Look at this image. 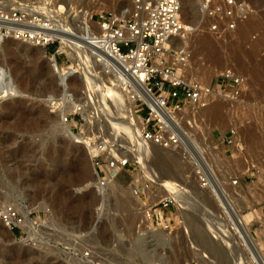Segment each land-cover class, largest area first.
Masks as SVG:
<instances>
[{
  "label": "rangeland",
  "instance_id": "374dc122",
  "mask_svg": "<svg viewBox=\"0 0 264 264\" xmlns=\"http://www.w3.org/2000/svg\"><path fill=\"white\" fill-rule=\"evenodd\" d=\"M190 1L184 6V20L186 19L188 26H197L199 30L188 32L186 35L189 43L185 44H189L192 53L184 71L185 78L204 84H215L217 78L227 69L247 78L246 86L234 99H216V102H221L219 121L215 120L207 108V111L201 112L202 117L198 119L195 127V132L199 134L197 141H201L199 144L202 147L207 146L213 152L215 159L211 161L220 173L236 175L239 178L236 188L229 191H236L235 204L240 206L239 209L243 208V213L249 216L250 231L257 242L262 243L264 73L259 74L261 71L257 68L264 62V0H246L255 10L253 15L249 16L251 18L248 19L250 24L246 27H249L247 32H241L243 23H240L235 32L225 38L208 33L204 21L200 19L197 5L194 0ZM104 2L105 5L101 8L112 10L117 3H126L125 0ZM203 35L221 51L220 61L211 60L206 50H202L204 53L200 51L198 57L195 46ZM4 41L14 45L13 59L6 62L9 73L16 77L17 89L22 82L32 93L13 92L11 97L0 99V105L9 103L7 107L0 108V264H202V259L207 256L210 258V264H223L221 259L214 257L213 251V254L207 251L206 245L197 240L190 227L187 232L184 228L177 233L168 232L169 236L165 237V240H162L158 232L150 234L152 231L148 233L144 230L141 224L142 211L139 210V203L134 200L136 195L131 190L136 173L130 169L121 171L107 185L97 188L88 148L76 144L74 138L56 133V112H51L50 104L54 100L48 99L50 95L59 97L65 87L67 93L77 99L74 102L85 104L86 113L90 114L92 120L88 121L82 116L84 122L78 132H81L86 141L90 139L98 144L108 134V128L125 125V122L120 124L122 118L126 120L125 115L121 116L122 111L125 114V105L123 103V106H118L120 100L124 102L122 93L115 94L117 92L114 91V98L84 100L83 75L62 82L60 86L51 75L34 63L31 52L36 51V47L11 38ZM181 42H184L183 39ZM253 47L256 51L252 50ZM110 92L113 90L110 89ZM46 93L49 94L47 97ZM67 98L70 99L68 94ZM30 113L40 118L36 124L27 125L26 116ZM62 119L63 117L61 122ZM67 126L71 128V124ZM133 127L131 131L126 127L125 130L122 129L127 143L133 150H129L131 158H137L139 162L146 161V166L149 167L146 169L154 174H167L174 177L179 184L189 183V187H195V167L184 162L176 163L179 162L176 152L166 154L171 156V161L165 153V159H145L142 149L149 146V143H144L138 138L140 127ZM235 127L240 133V145H244L242 153H238L236 145L223 143V137L229 136L231 128ZM108 137L111 136L106 138ZM118 139L113 137L112 142L116 143ZM216 146L218 149L213 151L212 148ZM172 158H175L174 161ZM179 160L182 161V158ZM252 164L255 168L246 169L248 166L251 168ZM176 165L180 167L177 168ZM83 169L86 172L84 176L81 175L82 178L76 173ZM87 183L90 184L85 187ZM183 197L189 205V218L196 215L198 218H195L199 219L201 216V226L210 233L212 242L221 251L218 250L221 255L226 249V261L229 264H252L248 253L235 239L234 234H229L225 228L226 224L230 225L233 216L231 212H220L219 200L222 198L215 188L200 189L195 193L189 188ZM16 205L29 208L31 220H40L36 226L37 235L28 237L22 227L17 234L6 225L3 220V209L6 206L16 210L23 221V214Z\"/></svg>",
  "mask_w": 264,
  "mask_h": 264
},
{
  "label": "built area",
  "instance_id": "2783aa9c",
  "mask_svg": "<svg viewBox=\"0 0 264 264\" xmlns=\"http://www.w3.org/2000/svg\"><path fill=\"white\" fill-rule=\"evenodd\" d=\"M125 1L117 3L114 10L79 6L68 13L66 4L61 5L56 0H0V35L45 49L64 82L83 75L84 100L93 101L103 85H113L110 77L119 79L121 91L134 101L141 140L177 150L188 145L182 156L189 157L186 164L195 167L194 177L199 187L215 188L226 200L230 193H236L230 189L236 188L239 178L220 173L211 161L215 156L209 147H202L205 158L200 154L197 146L201 141H197L199 134L195 127L202 117L201 112L212 101H227L238 96L247 84L246 76L227 69L215 84L185 78L182 68L192 51L188 45L180 44L181 37L199 28L185 24L181 0ZM194 2L208 33L219 38L232 35L238 25L255 12L246 0ZM60 34L68 39H62ZM141 88L147 99L136 91ZM68 96L73 98L71 93ZM122 104L120 100L118 106ZM56 105L51 101V111ZM81 109L82 105L78 104L74 111L63 116V122L71 124L73 131H78L84 122ZM239 140L236 127L231 128L229 136L223 137V143L243 146L241 152L244 145L239 146ZM88 143L95 148L91 161L97 188L114 180L119 172L130 169L136 173L131 190L139 199V210L150 229L169 232L179 229L181 218L176 191L179 187L182 191L183 185L154 176L127 153L107 149L111 147L108 138L98 144L89 139ZM217 149V146L212 148ZM253 168L252 164L246 169ZM230 212L235 217L233 209ZM3 220L13 230L22 227V218L12 207H8ZM222 233L224 235V230ZM261 235L264 237V230ZM260 251L264 257V239ZM261 263L264 264V260Z\"/></svg>",
  "mask_w": 264,
  "mask_h": 264
},
{
  "label": "bare ground",
  "instance_id": "6f19581e",
  "mask_svg": "<svg viewBox=\"0 0 264 264\" xmlns=\"http://www.w3.org/2000/svg\"><path fill=\"white\" fill-rule=\"evenodd\" d=\"M58 3H61V5H63V4H66V8H67V12L68 13H70L72 10H74L76 7H79V6H84V7H86V8H89V9H91L92 7H94V6H99V8L100 7H102V5H105V2H104V0H56ZM108 1V0H107ZM112 1V0H111ZM115 1V0H114ZM189 1L190 0H187V2L185 1V0H181V2H182V9H183V11H184V6L186 5V3H189ZM193 1V0H192ZM191 2V1H190ZM196 4V3H195ZM107 5V4H106ZM186 7V6H185ZM255 16V15H254ZM183 17H184V15H183ZM186 18V17H185ZM249 18H251V17H248V18H246L245 20H243L241 23H243V28H242V30H241V32H247V30L246 29H248V28H246L247 27V25H249L250 24V22H249ZM259 18V17H258ZM253 20H255V19H253ZM185 21V24H186V19L184 20ZM251 21V20H250ZM247 22H249L248 24H247ZM253 22V21H252ZM252 24V23H251ZM187 26H188V24H186ZM241 25V24H240ZM256 25H258V22L256 23ZM255 25V26H256ZM252 26V25H251ZM240 28V29H241ZM239 29V30H240ZM189 33H184V35H182V37H181V39H183V41L184 42H180V44L181 45H186L185 43L186 42H188L189 40H186V35H188ZM246 35V34H245ZM62 39H65V40H67L68 38H66L64 35H59ZM183 36H185V37H183ZM2 36L0 35V38H1ZM189 43V42H188ZM189 45V44H188ZM219 46H221V45H219ZM262 46V45H261ZM260 48V47H259ZM195 49L197 50V53H198V57H199V52L200 51H202V50H206V51H208V56L211 58V60H219L220 61V58L222 57L221 55V51H218L217 50V48H215L214 47V45L210 42V39L206 36L205 37V35H203V37L201 36L200 37V39H199V42L197 43V45L195 46ZM258 49V48H257ZM252 50H255L256 51V48H254L253 47V49ZM228 51V50H227ZM259 51V50H258ZM203 52V51H202ZM205 52V51H204ZM203 52V53H204ZM248 52V51H247ZM252 52V51H251ZM229 53V52H228ZM202 54V53H201ZM206 54V55H207ZM231 54V53H230ZM196 55V54H195ZM197 57V56H196ZM228 58V57H227ZM231 58V57H230ZM198 59V58H197ZM210 60V59H209ZM210 60V61H211ZM222 60H223V58H222ZM239 60V59H238ZM255 60V59H254ZM231 61V60H230ZM262 62H263V60H262ZM253 64V63H252ZM187 65V64H186ZM184 66L182 69H183V73H185L184 71H185V68L187 67V66ZM257 67H259V66H257ZM257 69H259L260 71H261V73H259V74H262V73H264V62L262 63V64H260V67L259 68H257ZM253 70H254V68H253ZM256 70V69H255ZM254 70V71H255ZM254 71H252V72H254ZM210 72V71H209ZM208 73V72H207ZM258 73V72H257ZM11 74V73H10ZM186 74V73H185ZM184 74V75H185ZM205 75H206V72H205ZM252 75V74H251ZM253 75H255V72H254V74ZM263 75V74H262ZM261 75V76H262ZM210 76H211V74H210ZM256 76V75H255ZM254 76V77H255ZM257 76H259L258 74H257ZM6 77H7V75H6V71H5V69L4 68H1L0 69V81L2 82V81H4V83H3V85H2V87H3V89L1 90V92H0V96L1 97H8L9 96V93H10V91H13V89H14V86H13V83L10 81V79L9 80H7L6 79ZM264 77V76H263ZM14 78H16V77H14ZM109 78V77H108ZM22 79V78H21ZM17 80V79H16ZM110 80H111V82L113 83V85H111V84H105V85H103L101 88H100V92H99V96H97L96 98H94V100H101V99H103V98H114V91H116L117 93H115V94H119V93H122V98H123V100H124V105H125V108H124V112H125V114H123L122 112V110H123V108H122V112H121V116L122 115H125L126 116V120L125 119H123L122 118V120H120L121 121V123L120 124H123V122H125V125L123 124L122 126H123V128H121V127H119V126H114V127H112V128H108V131L109 132H107L108 134L107 135H105V137H103V138H106L107 136H111V137H108V142L110 143V146L111 147H109V146H107V149L108 148H110V149H112L114 152H118V151H120L122 154H125V153H127V154H129V156L131 155V153H130V151L129 150H132V147L127 143V141H126V139H125V133H124V131L122 130V129H124V127H126L127 129H128V131L130 130L131 131V128H134L133 126H139L140 127V123H139V119L136 117V115H135V113H134V110H133V106H134V101L133 100H131L130 98H128V96L125 94V93H123L122 91H121V89H120V85H121V82L119 81V79H116L114 76L113 77H110ZM63 81H64V79H63ZM63 83H65V82H63ZM17 85V84H16ZM20 86H23L22 85V82H21V85ZM23 87H25V86H23ZM26 88V87H25ZM113 88V89H112ZM110 89L111 90H113V92L111 93L110 92ZM28 90H29V88H28ZM62 90V89H61ZM136 91L138 92V94L142 97V98H146L147 99V95H146V93L144 92V90L141 88V90L140 89H136ZM67 91H66V89H65V87H64V89L62 90V93L60 94V96L59 97H52L51 95L49 96V98L48 99H52V100H54V104L56 105L55 106V109H54V111H51V112H56L55 113V117H56V120H55V125H54V127H55V130H56V133L57 134H63V135H66V136H68V137H70V138H74V142L76 143V144H82V145H84V146H86V148H88V151H89V154H90V157L92 156V154L93 153H95V148H94V145H92V143H88V141H86L85 139H84V137H83V135L81 134V132H78V131H73L71 128H69L68 126H67V123H64V122H61L60 121V119L65 115V113L66 112H72V111H74V109H75V107L78 105V104H81L82 105V109H81V114H82V116L84 117V118H86L88 121L89 120H92V117L90 116V114L89 113H86V108H85V104L84 103H80V102H74V100L75 99H73L72 101H69L70 99H68L67 98ZM121 98V97H120ZM239 98V97H238ZM77 100V99H76ZM75 100V101H76ZM120 99H118V101H119ZM99 102V101H98ZM234 102V101H233ZM9 103H4L3 105H0V108L2 109V108H5V107H7V105H8ZM96 103H94V105H95ZM123 106V105H122ZM220 108H221V102L219 101V102H216V100L215 101H212L211 103H210V105L207 107V110H208V112H211V114L214 116V118H215V120H218L219 121V111H220ZM207 110H205V111H207ZM36 114V113H35ZM119 114H120V112H119ZM33 115H34V113H33ZM31 113H30V115H28V116H26V118H27V120H28V122H27V125H33L34 123L36 124L37 122L36 121H38V119H40V118H38V117H35V116H33ZM117 115H118V113H117ZM53 116V115H52ZM124 116V117H125ZM123 117V116H122ZM25 118V119H26ZM116 119H118V118H116ZM212 119V118H211ZM26 120V121H27ZM215 122H217V121H215ZM49 124H51V122H49ZM125 128V129H126ZM237 128V127H236ZM240 128V127H239ZM124 129V130H125ZM238 129V128H237ZM127 130H126V132H128ZM104 134V133H103ZM240 134V133H239ZM187 135L189 136L190 135V133L187 131ZM113 137H114V139L117 137V139L119 140V141H117L116 143L115 142H112V140H113ZM127 137V136H126ZM190 137V136H189ZM112 138V139H111ZM138 138L140 139V136H139V133H138ZM57 140V139H56ZM107 140V139H106ZM57 142H59V141H57ZM100 142V141H99ZM137 142V141H136ZM140 142V141H139ZM63 145H64V143H62ZM88 144V145H87ZM196 144H198V143H196ZM79 146V145H78ZM187 146L188 145H185V146H183V148H181V149H179V151L177 150V149H173V148H162V147H160V146H158V145H155V144H152V143H149V146H147L146 148L144 147V149H142L143 150V153H142V155H143V157H145V159L147 158V157H158V158H160V159H165V156H166V154H169V152H171V153H175L176 152V157L178 158H176L175 156V158L180 162H177L176 161V163H178V164H181V162H184V164L185 163H187V158H189V157H186V158H184V156H182V154H183V151H185V148H187ZM239 146H240V144H239ZM198 147V149L200 148V154H202L203 156H204V158H205V155L202 153V146L201 145H198L197 146ZM136 148V147H135ZM243 148V146H241L240 148H237L238 150H239V152L238 153H241L240 152V150ZM60 149V148H59ZM133 151V150H132ZM165 153V154H164ZM145 154V155H144ZM163 154L165 155L164 157H163ZM74 156L76 155V153L75 154H73ZM80 156V155H79ZM78 156V157H79ZM166 157H169L168 155L166 156ZM171 157V156H170ZM170 157H169V160H170ZM80 158H82L81 156H80ZM175 158H172V160L173 159H175ZM179 158H182V161H180L179 160ZM81 161V159H79L78 158V162L79 163H81L80 162ZM171 161V160H170ZM174 161V160H173ZM172 161V162H173ZM140 162H141V164L143 165V167L146 169L148 166H146L147 165V162L146 161H142V160H140ZM146 162V163H145ZM208 162V161H207ZM175 163V164H176ZM210 164V163H209ZM81 166V165H80ZM172 166V165H171ZM175 167H177V165L175 166ZM180 166H178L177 168H179ZM149 168V167H148ZM172 168L174 169V167L172 166ZM81 170H82V168H80ZM86 169V168H85ZM77 170H79V169H77ZM79 171V173L77 172L76 174L77 175H79L80 174V176L82 175V176H84V174H85V172H84V169H83V171ZM146 170H148V169H146ZM177 170V169H176ZM94 173V172H93ZM152 174H154V173H152ZM180 174V173H179ZM94 175H95V173H94ZM80 176H79V178H80ZM81 176V177H82ZM154 176H156V177H158V178H162V179H166V180H174V177H172V176H168L167 174H154ZM95 177H96V175H95ZM189 177L190 176H188V181L190 182V179H189ZM83 178V177H82ZM81 179V178H80ZM183 179H184V177H183ZM194 179L196 180V178L194 177ZM185 180V179H184ZM183 180V181H184ZM194 180V181H195ZM195 183H196V185H195V187L193 188V187H191V185H190V187L188 186L189 185V183H188V185H186V183H183V184H181V185H183L182 187H183V189H182V191L180 190V187L177 189L178 191H176V194H177V197H178V207H179V214H180V218H181V226L179 227V229H176V230H174V231H171V233H173V232H175V233H177V232H179V230H181V229H183L184 231H186V230H188L187 228L188 227H190L191 229H192V231H193V233L195 234H193L196 238H197V240L198 241H200V243H202L203 245H206V247H207V251H209V252H211V251H213V255H214V257L217 259V260H219V259H221L222 260V262H223V264H229V262H227L228 260H227V255H228V253H227V251H226V249H224L223 250V252H222V255H221V253H219L218 252V250L219 249H217V247L214 245V243L212 242V239H211V235H210V233L207 231V230H205L204 228H203V225L201 226V220H199V219H201V216H200V218L199 219H197V218H195V216H193V217H191V218H189V215L187 214L188 213V207H189V205L187 204V202L184 200V197H183V194H186V192H187V189H189L190 188V190H192L194 193L196 192V191H198V190H200L201 188L199 187V185L197 184V181H195ZM89 184L90 183H87L86 185H85V187H87V186H89ZM195 197V196H194ZM195 199V198H194ZM237 199V197L235 196V194H232V193H230V195L227 197V199L226 200H224L223 198L222 199H220L219 200V203H220V212L221 213H229L230 211V209H233V211H234V214H235V217H234V215H232L233 216V218L230 220V225H227L226 224V226H225V228H227V230L229 231V234H234V236L236 237L235 239H237V241L239 242V244L244 248V250H245V252L246 253H248V256H249V259H250V261H251V263L252 264H262L261 263V260H264V257H263V255L261 254V251H260V244H261V242H257V240L255 239V236H253V234L251 233V231H250V226H249V216H247V215H245L244 213H243V208L242 209H239V205L237 206V204H235V200ZM82 200V199H81ZM134 200H135V202H138L139 203V199H138V197L137 196H134ZM195 201V200H194ZM198 202V201H197ZM74 203V202H73ZM229 205V206H228ZM24 205H16V208L17 209H19L20 211H21V213L23 214V217H24V219H23V221H21V225H22V227L24 228V230L27 232V234H28V237H32L33 235H37L38 234V230L36 229V226L39 224V221L40 220H31V218H29V213H30V209L29 208H25V206L23 207ZM8 206H6L4 209H3V213H6L7 212V208ZM214 207V206H213ZM219 208V207H218ZM213 211V210H212ZM214 212V211H213ZM215 212H217L216 210H215ZM214 212V213H215ZM194 213V212H193ZM141 214V213H140ZM142 220H141V224H142V227L144 228V230H147L148 231V233L149 232H151L150 234H154L153 232H158V234L161 236V238H162V240H165L166 238L165 237H167V236H169V231H165V230H153V229H150V227H149V225H148V223H147V220H145V218H144V216H143V212H142ZM191 215V214H190ZM215 216V215H214ZM141 217V216H140ZM141 224H140V227H141ZM230 226H232V228H233V230H231V227ZM169 232V233H168ZM187 232V231H186ZM145 234V233H144ZM224 235H225V233H224ZM224 235H223V237H224ZM219 236V235H218ZM218 238H220V236L218 237ZM225 242L227 243L228 242V240H225ZM205 247V246H204ZM235 248V247H234ZM232 249V248H231ZM230 249V250H231ZM248 250V251H247ZM220 251V250H219ZM221 252V251H220ZM219 253V254H218ZM218 255H220V256H218ZM208 257V256H207ZM203 258L202 259V264H210L209 263V261H210V258L208 257V258ZM248 258V257H247ZM209 259V260H208ZM208 260V261H207ZM227 260V261H226ZM224 261H226V263L224 262Z\"/></svg>",
  "mask_w": 264,
  "mask_h": 264
},
{
  "label": "water",
  "instance_id": "95a60500",
  "mask_svg": "<svg viewBox=\"0 0 264 264\" xmlns=\"http://www.w3.org/2000/svg\"><path fill=\"white\" fill-rule=\"evenodd\" d=\"M4 39H7L6 37H1L0 38V69L4 68L6 71V79L9 80L13 83L14 89L13 91H10L9 96L11 97L14 93H20L22 91L25 92H30L32 93L30 90H28L25 87L20 86L19 89H17V85L15 82V78L9 73L8 71V66H7V60L9 62H11V60L13 59V54H14V45L8 42H5ZM14 40V39H13ZM36 47L37 50L31 52V57L34 61V63L39 66L40 68L44 69L49 75H51L54 79V81L58 84V85H62L63 81V76L61 75L60 71L58 70L56 64L54 63V61L46 54L45 49L38 47V46H33ZM4 81H0V92L3 89L2 85H3ZM49 94H45V97H47ZM2 97L0 96V99Z\"/></svg>",
  "mask_w": 264,
  "mask_h": 264
},
{
  "label": "trees",
  "instance_id": "16d2710c",
  "mask_svg": "<svg viewBox=\"0 0 264 264\" xmlns=\"http://www.w3.org/2000/svg\"><path fill=\"white\" fill-rule=\"evenodd\" d=\"M14 231H15V233H17V234L20 233V229H19V228H15Z\"/></svg>",
  "mask_w": 264,
  "mask_h": 264
}]
</instances>
